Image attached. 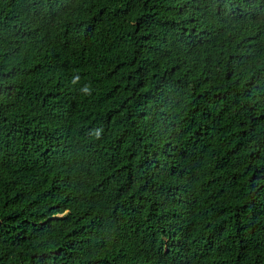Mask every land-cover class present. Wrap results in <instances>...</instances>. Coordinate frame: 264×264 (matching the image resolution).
<instances>
[{
    "label": "trees",
    "instance_id": "obj_1",
    "mask_svg": "<svg viewBox=\"0 0 264 264\" xmlns=\"http://www.w3.org/2000/svg\"><path fill=\"white\" fill-rule=\"evenodd\" d=\"M0 264H264V0H0Z\"/></svg>",
    "mask_w": 264,
    "mask_h": 264
}]
</instances>
